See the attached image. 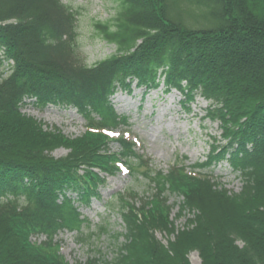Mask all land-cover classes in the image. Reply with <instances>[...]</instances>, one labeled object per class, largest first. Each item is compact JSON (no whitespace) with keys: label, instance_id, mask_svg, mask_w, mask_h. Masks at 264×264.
Returning a JSON list of instances; mask_svg holds the SVG:
<instances>
[{"label":"trees","instance_id":"1","mask_svg":"<svg viewBox=\"0 0 264 264\" xmlns=\"http://www.w3.org/2000/svg\"><path fill=\"white\" fill-rule=\"evenodd\" d=\"M116 2L114 21L95 25L116 54L90 67L79 54L77 14L61 0H0V264H68L50 255L59 249L57 236L76 232L80 243L91 241L94 235L81 233L79 207L97 199L100 174L113 175L103 137L74 145L47 134L22 106L72 108L88 130L114 132L128 122L112 98L133 84L146 92L175 90L185 107L195 97L207 101L223 142L196 167L227 163L242 189L229 196L210 179L194 180L195 189L207 188L228 206L215 216L184 196L181 214L193 211V219L167 246L156 238L157 221L132 208L136 195H121L125 244L112 260L99 255L85 264H190L193 251L202 264H264V0ZM118 142V161L135 174L132 166L144 162L135 143ZM60 146L69 154L56 159ZM153 178L162 200L186 185L175 168ZM38 234L47 240L34 245L30 238Z\"/></svg>","mask_w":264,"mask_h":264},{"label":"rangeland","instance_id":"2","mask_svg":"<svg viewBox=\"0 0 264 264\" xmlns=\"http://www.w3.org/2000/svg\"><path fill=\"white\" fill-rule=\"evenodd\" d=\"M61 1L77 14V45L81 58L88 66H96L116 54V46L103 40L95 27L98 22L114 21L118 6L116 0ZM25 103L21 112L38 121L47 134L61 136L74 145L91 137H103L110 155H114L110 161L106 159L113 170L112 176L95 170L103 182L97 186V199H93L88 206L79 207V213L85 219L81 233L86 237L92 234L93 238L89 243H80L78 233L62 231L56 239L61 242L59 249L50 251V255L61 256L68 264H85L88 259L99 255L108 260L116 256L118 247L125 244L127 232L125 218L128 212L118 200L121 195H136L131 203L132 208L138 213L144 209L147 218L153 217L157 221L160 228L156 230V238L167 246L169 241L175 240L180 230L188 226V220L193 219V211L186 216L181 214L184 196L215 216H220L228 206L226 201L213 199L207 188L195 189L192 183L210 179L212 184L219 187V192H227L229 196L241 192L242 180L227 163L210 168L196 167L206 162L212 150L223 142L220 124L208 117L209 103L200 97H195L185 107L179 92L167 94L164 87L150 92L137 84H133L130 91L119 89L112 103L117 114L126 118L128 125L114 133L88 130L86 121L75 109L52 105L40 109L30 101ZM123 135L135 143V152L144 161L141 168L134 163L135 174L128 173L123 163L118 161L122 156L118 141ZM55 141L60 143L62 140L58 137ZM68 154L69 149L64 146L53 151L56 159ZM174 168L186 179V185L180 194L168 192L164 200L159 199L155 185L158 183L153 177L159 173L167 175ZM149 170L153 174L145 176ZM161 222L169 227V231ZM101 227H105L107 232L102 234ZM39 237L42 241L47 240L45 236ZM188 260L190 264H202L196 251L188 255Z\"/></svg>","mask_w":264,"mask_h":264}]
</instances>
